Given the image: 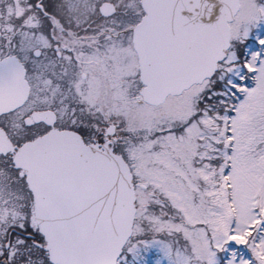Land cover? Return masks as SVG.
<instances>
[{
	"label": "snow or ice",
	"instance_id": "6c2138e0",
	"mask_svg": "<svg viewBox=\"0 0 264 264\" xmlns=\"http://www.w3.org/2000/svg\"><path fill=\"white\" fill-rule=\"evenodd\" d=\"M0 264H264V0H0Z\"/></svg>",
	"mask_w": 264,
	"mask_h": 264
}]
</instances>
